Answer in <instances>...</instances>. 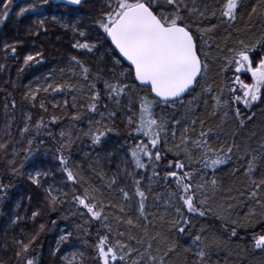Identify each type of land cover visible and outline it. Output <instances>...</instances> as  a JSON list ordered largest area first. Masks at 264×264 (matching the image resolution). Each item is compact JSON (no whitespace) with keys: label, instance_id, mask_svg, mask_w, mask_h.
<instances>
[{"label":"snow or ice","instance_id":"6c2138e0","mask_svg":"<svg viewBox=\"0 0 264 264\" xmlns=\"http://www.w3.org/2000/svg\"><path fill=\"white\" fill-rule=\"evenodd\" d=\"M49 2L33 0L23 4L16 13L17 18L39 13ZM85 2L60 0L57 6L70 15L78 13ZM0 5L3 7L0 13L2 24L10 15L13 0H0ZM244 7V0H105L91 27H80L79 20L72 22L55 15L52 17L60 27L71 30L74 36L71 48L78 54L94 56L107 45L105 53L98 59L102 62L105 57L110 58L111 66L100 67L93 73L91 64L80 55H70L67 67L59 69V80L56 79V71L52 70L43 77L41 84L25 94L33 108L41 92L52 96L62 94L65 97L62 105L55 100L51 104L53 109L60 108L64 116L52 115L47 122L41 116L33 125L32 114L26 113L24 126L19 132L23 138L34 128L39 135L49 124L56 125L66 117L69 119L68 129L59 132L56 159L62 186L72 189L71 200H68L69 193L62 188L44 183L50 170L41 171L33 167L28 180L43 191L49 209L70 203L76 208L73 215L87 217L85 224L91 225L93 221L101 224L103 231L98 229L92 237L93 264H170L178 242L175 236L154 231L155 225L149 220V215L154 218L155 215L146 211L147 195L142 190L141 179L135 178L139 175L136 170L149 168L152 170L149 180L159 178L157 168L164 159L162 144L165 152L177 157L168 161L163 177L166 184H174L175 187L169 189L166 199L157 194L154 200L163 199L165 210L159 215L162 222L170 215L167 210L175 209V215L167 221L170 224L168 231L188 237L184 251L189 256L185 257V264L188 259H191V264H213L214 250L226 246L224 240L204 235V228L194 231V219L211 215L217 220L237 224L231 220L235 208L232 201L236 200V196L231 194L234 189L223 188L215 176L221 166L234 165L232 174H240L246 182L243 190L235 191L253 201L264 215V137L253 148L247 142L241 146L235 139L231 143L221 140L218 132L231 121L236 126L232 132L235 137L253 120L255 114L248 115V112L258 102H264V31L251 39H232V31H229L241 32L236 25L244 18L241 13ZM257 15L264 25V0H257L247 13L248 33H251L253 18ZM221 26H225L227 32L223 44L214 37ZM36 28L46 32L45 20L40 19ZM230 39L231 44L228 43ZM4 50L6 56L9 51L13 55L17 52L15 44H4ZM42 62L43 53L39 51L23 58L24 66ZM212 65L218 66L217 74L225 81L218 90L209 82ZM4 67L0 64V70ZM101 83L102 89L98 87ZM68 96L72 97L71 104ZM78 101H86V104L78 106ZM102 101L103 111L100 108ZM201 106L205 116L199 114ZM12 107L15 108V103ZM39 107L43 112L48 111L44 100H40ZM69 107L74 110L70 117ZM7 108L5 105L6 112ZM214 118L220 120L215 126L209 122ZM117 119L129 138L122 172L132 178L133 192L125 188L117 190L118 176L109 179L90 165V170L102 181L107 180L103 187L95 185L79 165L73 167L70 164V155L64 154L76 139H87L95 148L102 145L110 134H120ZM84 121H87V129H80V135L73 137V129ZM8 128H11V123ZM6 134L11 135L10 132ZM254 135L252 133L248 139ZM27 143L29 147L23 149L25 155L19 167L15 160L19 153L15 150L12 153L13 160L9 163L13 175L20 174L21 168L31 163L33 139L29 138ZM8 146L7 142L0 143V150L6 151ZM234 153L237 154L235 159ZM8 188L9 185L0 182V200L7 197ZM105 188L109 194L118 191L119 204L113 199L105 202ZM148 191H152L151 184ZM133 200L137 203L135 217L126 211V207L131 209ZM109 209L116 213L112 217L116 229L109 222ZM41 211L31 212L33 222ZM256 214L255 209L246 214L249 225ZM22 220L23 217L17 215L11 223L15 225ZM120 226H124L125 231H120ZM80 227L77 225L78 229ZM43 231L44 225L41 224L34 233L22 230L20 237L13 238L17 264H38V257L32 253ZM84 235L91 236V233L85 229ZM72 236L71 231H63L53 254L60 250L61 245L70 244ZM237 236L236 227H233L229 238ZM252 243L254 249L264 251V231L254 234ZM79 255L83 256V253ZM76 258V252L62 257L65 264H76Z\"/></svg>","mask_w":264,"mask_h":264},{"label":"trees","instance_id":"16d2710c","mask_svg":"<svg viewBox=\"0 0 264 264\" xmlns=\"http://www.w3.org/2000/svg\"><path fill=\"white\" fill-rule=\"evenodd\" d=\"M31 2L33 0H13V6L8 19L0 24V64L5 65L3 70H0V143L7 142L9 145L6 151L0 150V182L9 185L7 197L0 200V264H17L12 245L13 238L20 237L22 230L24 233H34L41 224L44 225V231L41 233L39 242L34 246L32 253V255L38 257V264H65L62 257L70 256L72 252L77 253L76 264H93L92 258L94 253L92 244L94 241L92 237L95 236L98 229L103 231L101 224L98 221H93L91 225L85 224L84 221L87 217L82 218L79 214L73 215L76 208L70 203L58 205L54 210L49 209L44 200L43 191L31 185L28 180V173L33 167L41 171L50 170V175L44 183L62 188V191L69 193L68 200H71L72 189L62 186V176L58 160L56 159L58 155L56 150L59 147L60 141L59 132L62 129H68L70 124L69 119L66 117L56 125L49 124V127L43 129L39 135H37L33 128L22 138L19 129L24 126V116L29 112L33 117V125L41 116L44 117L45 122L52 115L64 116V112L60 108L53 109L51 104V101L55 100L59 101L62 105L65 99L62 94L52 96L41 92L37 97L35 108L32 107V102L25 94L30 88L35 89L38 84H41L43 77L48 75L52 70L56 71V79L59 80V69L67 67L70 55H80L81 59L91 64L93 73L97 72L100 67L111 66L110 58L105 57L102 62L98 59L105 53L107 45L100 48L94 56L84 53L78 54L71 48V43L74 40L71 30H65L52 19L55 15L65 21L75 22L79 20L80 27L82 28L91 27L92 20L103 7L105 0H86L78 13L70 15L62 7H58L57 4H53L50 1L49 4L42 6L39 13L27 14L17 18L16 13L19 11V7ZM206 2H211V0H206ZM256 3L257 0H244L245 7L241 9L244 18L238 20L236 25L241 29V32L237 33L234 30H229L232 31V39L238 37L251 39L253 36L258 37L261 31H264V25L261 24L258 15L253 18L251 33H248L247 30V13L251 11V6ZM2 12L3 7L0 5V13ZM40 19L45 20L46 32L42 29L38 31L36 28V23ZM212 23H216V21H212ZM226 36L225 26L219 27L214 33L215 39L221 44H223L224 37ZM6 43L16 45L17 52L15 55L10 51L7 56L5 55L4 44ZM228 43L231 44L232 40L230 39ZM37 51L43 53V62L24 66V56L28 54L34 55ZM217 73L218 66L212 65L209 72V82L218 90L225 81ZM229 76H231V73H229ZM98 87L102 89V83L98 84ZM67 99L69 100V104H71L72 97L68 96ZM40 100L45 101L48 108L47 112H43L40 109ZM13 103H15V108L12 107ZM80 103L86 104V101H78V106ZM5 105L8 106L7 112ZM100 108L102 111L104 110L103 101ZM73 111L72 108H68V117L72 115ZM253 113L255 115L251 123H248L245 128L240 129L235 137L232 136V132L236 130V126L231 121L226 122L222 129H218L220 139L226 140L229 143H231L232 139H235L241 146L247 142L253 148H256L261 137H264V102H258L248 112V115H252ZM199 114L201 116L206 115L203 106H201ZM9 117H12V119L9 120ZM209 122L215 126L220 123V120L219 118H214L210 119ZM9 123H11L10 129L8 128ZM116 123L120 127V134H110L102 145L93 148L87 139H76L71 149L66 150L64 154L66 156L70 155V164L73 167L79 165L95 185L103 187L107 184V180L102 181L95 172L90 170V165L94 166L97 171L105 173L109 179L113 176H118L117 190L125 188L129 192H133L132 178L122 172L127 151L126 143L129 138L123 131V126L120 124L119 119H117ZM87 126V121L78 123L77 128L73 129V137L79 136V130L87 129ZM8 132L11 133L10 136L6 134ZM48 132H51L52 135H47ZM252 133H255V135L249 140L248 137ZM29 138L33 139V144L31 145V149L33 150L31 163L21 168L20 174L13 175L10 171L9 163L13 160L12 153L14 150L19 153L15 157L16 165L19 167V163L25 155L23 149L29 147L27 143ZM41 140L44 141L43 144H41ZM161 152L164 155V159L157 168L159 178H153L152 181L149 180L152 174L151 168L136 170L139 175L135 178L141 179L142 190L146 192V211L155 215V218L153 215H149V220H152L155 225L154 231L163 232L170 237L175 236L178 242L176 252L170 257V264H185V257L189 256L184 251L185 247H187L188 237L179 236L175 232L168 231L170 224L167 221L175 215V209L170 208L167 210L170 215L166 217L164 222L159 219V215L165 210L163 199L167 198L169 189L175 187L174 184L165 183L163 179L165 170L168 161L177 158L171 152H165L163 144L161 145ZM236 155V153L233 154L234 159ZM97 157L99 158L98 162ZM180 158L183 159V157ZM233 167L234 165L231 163L223 165L215 173V176L223 188L232 187L234 189L231 194L236 196V200L232 201L235 208L231 220L237 221V224L233 225L231 221H220L209 215L205 218L194 219V231L204 228L206 229L204 235L207 237L211 238L215 236L225 241L226 246L223 249L214 250L212 257L213 264H264V251L254 249L252 243V236L264 231V215H261V209L253 201H248L246 196H240L235 191V189L243 190L246 187V182L240 174H232ZM210 178L211 173L209 174ZM150 184L152 188L151 192L148 191ZM157 194H160L163 199L159 201L154 200ZM108 199H113V202L119 204L120 196L118 191H113L109 194L108 189L105 188V202ZM131 203V209H127L126 207V211H130L132 216L135 217L136 200H133ZM37 209L42 210L41 215L33 222L31 212ZM250 209H255L257 213L251 225H249L248 220L245 218ZM108 213L110 215L109 222L112 224L113 229H116L115 221L112 219L116 213L111 209L108 210ZM17 215L23 217V220L13 225L11 220ZM52 221L56 223L53 224ZM77 225L81 227L78 229ZM233 227H236L238 236L230 239V232ZM85 229L91 233V236L84 235ZM119 230L125 231V227L120 226ZM63 231L72 232L71 243L61 245L60 250L53 254L56 249V242L59 236L63 234ZM123 239L126 240V237ZM81 252L83 256L79 255ZM187 264H191V259H188Z\"/></svg>","mask_w":264,"mask_h":264},{"label":"water","instance_id":"95a60500","mask_svg":"<svg viewBox=\"0 0 264 264\" xmlns=\"http://www.w3.org/2000/svg\"><path fill=\"white\" fill-rule=\"evenodd\" d=\"M52 1L60 4V0H52Z\"/></svg>","mask_w":264,"mask_h":264},{"label":"flooded vegetation","instance_id":"af4514ba","mask_svg":"<svg viewBox=\"0 0 264 264\" xmlns=\"http://www.w3.org/2000/svg\"><path fill=\"white\" fill-rule=\"evenodd\" d=\"M53 4H57V5H59L58 3H56V2H53L52 0H50ZM243 78V77H242ZM249 82H250V78H249Z\"/></svg>","mask_w":264,"mask_h":264}]
</instances>
